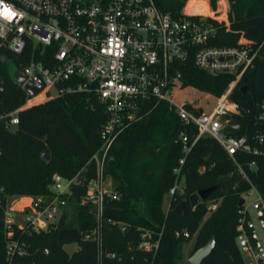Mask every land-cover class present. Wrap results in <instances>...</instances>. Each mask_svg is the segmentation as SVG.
Masks as SVG:
<instances>
[{"label":"trees","instance_id":"1","mask_svg":"<svg viewBox=\"0 0 264 264\" xmlns=\"http://www.w3.org/2000/svg\"><path fill=\"white\" fill-rule=\"evenodd\" d=\"M154 1L176 18L200 17L184 12L187 2L188 11H197L195 0ZM228 2V25L206 17L216 27L209 44L240 46L244 38L257 51L232 94L237 102L250 104L238 118L242 123L238 135H247L254 143L252 134L259 127L254 115L264 102V0ZM211 7L216 8V0H211ZM28 59L27 52L0 58V101L4 109L19 108L28 98L10 70L11 66L21 69ZM178 72L182 86L175 90L174 97L195 111L211 108L234 79L232 74L211 75L199 68L194 53L185 61L171 63L170 73ZM132 114L105 163L104 174L119 196L104 201L101 258L96 241L83 235L97 224L95 206L86 200L88 184L96 178V165L88 161L102 144L101 131L109 118L106 105L95 93H67L23 108L14 130L0 121V185L5 188L0 199V264H190L188 260L183 262L185 244L194 238L193 254L212 236L216 237V245L202 264H245L236 241L239 203L251 183L264 197V153L239 150L231 157L215 138L204 136L194 143L180 165L184 155L180 136L187 133L192 141L197 135L196 126L184 122L168 101L154 97L136 99ZM46 149L51 152L49 160L41 157ZM253 161L254 168L250 166ZM55 173L66 178L76 176L79 181L72 185V194L57 223L36 231L28 221L22 226L15 222L8 236L5 220L9 202L24 196L49 197ZM181 179L182 192L171 194ZM213 185L217 188L196 208L187 202L181 213L175 211L191 194ZM210 202L218 204L215 210L210 209ZM143 231L153 236L162 233L156 255L139 249ZM184 231H188V237ZM69 243L77 244L72 253L65 249ZM113 253L114 257L108 255Z\"/></svg>","mask_w":264,"mask_h":264},{"label":"built area","instance_id":"2","mask_svg":"<svg viewBox=\"0 0 264 264\" xmlns=\"http://www.w3.org/2000/svg\"><path fill=\"white\" fill-rule=\"evenodd\" d=\"M192 15L200 17L176 18L163 12L154 0H0V58L27 52L29 59L19 69L20 74L26 81H35L39 72L44 83L42 91L36 96L28 95L19 108L4 109L0 101V121L16 129L20 111L39 96L43 103L67 93L88 92L95 93L106 105L109 118L101 131L102 144L88 161L96 165V178L88 184L86 200L95 206L97 224L83 235L84 239L96 241L100 258L104 201L119 196L104 174L105 163L115 139L133 116L136 99L154 97L168 101L184 122L196 126L197 135L192 141L187 133L180 136L184 153L180 165L185 163L194 143L204 136L215 138L231 157L239 150L264 153V102L258 105L259 111L254 115L259 127L252 134L253 143L247 135H238L242 128L238 118L243 116V108L232 98L257 51L244 38L240 46L210 45L216 33L215 25L206 20L207 14ZM212 18L219 20L216 16ZM225 22L228 25L229 19ZM191 53L195 55L196 65L211 75H234L207 110H191L174 97L182 79L181 73H170L171 63L185 61ZM235 164L249 180L241 163L235 160ZM250 166L254 168L255 162ZM74 183H79L76 176L66 178L55 173L49 197H31L29 204L22 203L18 208L24 221L36 231L47 230L57 223ZM179 185L171 189V194L182 192ZM4 194L5 188L0 185V199ZM22 198H14L7 206L8 236L12 235V224L16 222L10 211H17L13 205ZM242 198L236 241L245 264H264V197L251 183ZM209 206L215 210L218 204L210 202ZM184 236H189L188 231H184ZM161 237L162 233L153 236L143 231L138 247L156 255Z\"/></svg>","mask_w":264,"mask_h":264},{"label":"water","instance_id":"3","mask_svg":"<svg viewBox=\"0 0 264 264\" xmlns=\"http://www.w3.org/2000/svg\"><path fill=\"white\" fill-rule=\"evenodd\" d=\"M10 70H11L13 79L16 81V83L19 86H21L25 90V92L29 96L38 95L44 88V83H43L42 77L39 72H36L35 74V81H26V77L20 74L19 69H17L14 66H11ZM242 88L243 90H245L246 87L244 86ZM249 105H250L249 102H243L241 104L242 108L245 110H249ZM41 157L49 160L50 159L49 149L44 150L41 153ZM216 188H217V185H213L207 188L200 189L196 193L191 194L188 200H184L176 206L175 211L178 213H181L185 205L187 204V202L190 203L192 208H196L198 204L201 201L206 200ZM243 204H244V199L241 198L239 207H242ZM215 245H216V237L212 236L211 239L205 245L201 246L193 254L190 255V257L188 258L189 263L190 264H202L203 259L212 252Z\"/></svg>","mask_w":264,"mask_h":264},{"label":"rangeland","instance_id":"4","mask_svg":"<svg viewBox=\"0 0 264 264\" xmlns=\"http://www.w3.org/2000/svg\"><path fill=\"white\" fill-rule=\"evenodd\" d=\"M195 1H196V3L194 5V8L197 11L196 12L195 11H192V12L188 11L187 10L188 2H187L186 6L184 7L185 13H187V14L197 13V14H203V15L207 14L210 17L216 16L219 20H222V21H225L226 19L228 20V15H227L228 13H226L227 11L229 12V10H230L228 0H216V8L210 7L211 6V0H195ZM211 8H212V11H211ZM42 101L43 100L41 99V96H39L38 98L34 99L32 103L33 104L34 103H40V102L42 103ZM49 153H50V158H51L50 150H49ZM183 183H184V179H181L179 186L183 185ZM243 197H244V195H243ZM247 200H249V197H247ZM167 204L168 203L166 201V205ZM15 205H17V204L14 203L13 206H15ZM10 212H11V217L16 220V223L19 226H22L25 223L24 216H23V214H21V212L19 210L14 211V212L10 211ZM193 245H194V238L190 239V241L187 244H185L183 262L187 261L188 258L190 257ZM65 249L69 253H72L74 250L77 249V244L76 243H69L65 246Z\"/></svg>","mask_w":264,"mask_h":264},{"label":"crops","instance_id":"5","mask_svg":"<svg viewBox=\"0 0 264 264\" xmlns=\"http://www.w3.org/2000/svg\"><path fill=\"white\" fill-rule=\"evenodd\" d=\"M30 199H31L30 196H24L22 199L15 201V203L17 204V205H15V207L17 208L16 210H18V208L20 207V205H22V203L23 204H29Z\"/></svg>","mask_w":264,"mask_h":264}]
</instances>
